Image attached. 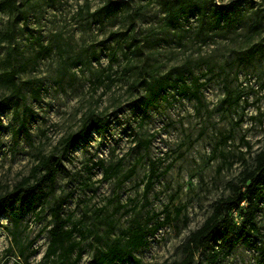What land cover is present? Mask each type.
I'll use <instances>...</instances> for the list:
<instances>
[{"label": "rangeland", "instance_id": "obj_1", "mask_svg": "<svg viewBox=\"0 0 264 264\" xmlns=\"http://www.w3.org/2000/svg\"><path fill=\"white\" fill-rule=\"evenodd\" d=\"M113 1L110 13L99 12L108 0H16L0 8V193L28 176L35 181L45 158L62 165L52 195L17 228L11 209L1 215L0 264L73 263L76 253L56 263L44 257L49 207L64 197L65 216L86 233L75 235L84 248L77 264H91L152 213L164 219L167 208L171 222L114 264L181 261L190 232L230 193L242 157L252 161L264 147V0H242L222 26L212 24L210 8L229 0H189L183 8ZM87 120L98 127L64 154L65 139ZM100 160L120 162L119 173L106 180L94 164ZM257 222L264 244V201ZM203 258L198 252L194 264ZM216 264L264 262L240 242Z\"/></svg>", "mask_w": 264, "mask_h": 264}, {"label": "trees", "instance_id": "obj_2", "mask_svg": "<svg viewBox=\"0 0 264 264\" xmlns=\"http://www.w3.org/2000/svg\"><path fill=\"white\" fill-rule=\"evenodd\" d=\"M188 1L168 0L167 4L171 7L172 4L180 3V7L183 8ZM241 1L229 0L222 4H216L213 1L210 8L212 24L222 26L224 23H228L232 10L239 6ZM15 4L16 0H3L0 3V8L9 7L13 9ZM115 4L116 2L113 0H108L99 12L107 11L110 13ZM174 13L169 9L170 17L174 16ZM8 77L15 84L14 73H8ZM96 127H98L96 121H85L79 132L71 134L65 139L64 154L69 153L75 141L86 138L89 132ZM150 143L151 141L147 140V146ZM248 148L251 149V145ZM242 160L244 163L243 170L236 179L230 180L226 185L230 193L220 197L214 204L213 212L204 223L190 232L183 245V250L186 253L185 258L171 264H194L198 252H203L204 261L202 264H216L220 259L233 252L240 242L255 248L261 255V261L264 262V244L256 238L259 230L257 218L264 201V147L256 152L252 161L245 157H242ZM94 164L103 167L106 180L116 176L122 166L120 162L106 166L103 160ZM170 167L168 166L167 170ZM61 168L59 157L56 159L53 156L45 158L35 168V174L39 173V176L35 177V181L31 176H28L18 182L11 190L0 193V217L8 209H11L13 221L17 228L27 212L36 211L38 205L43 204L52 195ZM153 176L154 171L149 176L147 191L151 186ZM46 181L48 188H50L48 191L43 188ZM67 199V197L57 199L49 207L52 227L49 229L50 243L44 255L47 262L68 261L76 253L72 264H77L84 253L82 241L76 240L75 235L80 232L82 236H85L86 233L79 229L77 223H73L72 215L65 216L64 204ZM43 208L36 213H43ZM234 210L238 211L237 218L241 219L239 226L234 217ZM181 212L182 209H177L174 218H178ZM165 214L164 219H158L160 214L154 212L144 222L132 224L128 230L123 232L122 237L116 238L109 245L106 251L99 250L91 264H114L128 256L132 257L135 250L147 244V236L155 234L159 228L171 222V214L168 208L165 210ZM154 220L156 221L154 222ZM236 227L238 235L233 237L232 231Z\"/></svg>", "mask_w": 264, "mask_h": 264}]
</instances>
